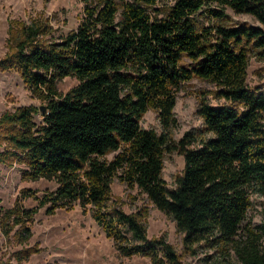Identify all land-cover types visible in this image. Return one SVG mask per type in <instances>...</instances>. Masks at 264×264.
Listing matches in <instances>:
<instances>
[{"label":"trees","instance_id":"1","mask_svg":"<svg viewBox=\"0 0 264 264\" xmlns=\"http://www.w3.org/2000/svg\"><path fill=\"white\" fill-rule=\"evenodd\" d=\"M81 2L77 28L58 41L47 21H8L0 73L15 71L45 112L30 105L0 116V163L24 165L23 180H53L57 188L41 196L23 189L37 205L26 208L16 198L0 210L3 236L14 231L25 244L39 209L53 215L77 202L92 208L120 255L183 264L165 237L148 238L146 215L126 214L111 201L118 178L175 222L185 249L205 244L223 263L233 256L236 264H264V89L246 84L251 50L264 59V30L226 24L231 10L264 26V0H175L159 20L148 12L155 0ZM199 14L209 25L196 24ZM66 77L78 83L62 94L56 84ZM195 78L230 105L201 102L202 131L174 141L176 93ZM149 109L158 111L160 134L140 125ZM172 152L184 167L169 190L162 170ZM256 204L259 224L249 215ZM34 252L15 256L22 261Z\"/></svg>","mask_w":264,"mask_h":264},{"label":"rangeland","instance_id":"2","mask_svg":"<svg viewBox=\"0 0 264 264\" xmlns=\"http://www.w3.org/2000/svg\"><path fill=\"white\" fill-rule=\"evenodd\" d=\"M174 2L175 0H155V5L148 12L153 19L165 18ZM82 9L81 0H0V58L7 49L9 20H20L27 24L37 18L47 21L53 29L51 38L58 41L77 28ZM226 13L230 19L226 23L229 26L246 24L264 30V26L249 15H237L231 10ZM195 22L198 26L210 23L201 14L195 16ZM77 83L74 78L66 77L57 82L56 88L65 94ZM246 84L251 91L264 89V59L254 50L250 52ZM201 102L212 106L230 105L217 97L213 84L197 78L182 83L176 93L173 110L178 123L172 132L174 141H178L187 131H202V120L197 114ZM30 105L40 108L45 104L32 96L15 71L0 73V116L5 112H13L18 107ZM34 121L37 124L43 122L41 112L35 116ZM140 125L143 129H153L158 134L162 131L159 114L155 109H149L144 114ZM114 156L115 153H112L106 158L111 160ZM163 161L162 178L167 188L172 190L175 188V176L183 170L184 158L177 152H172L165 153ZM24 169V165L0 163V210L11 208L16 198L26 208L35 207L37 203L32 198H23L20 194L23 189L41 196L57 188L53 180H23L21 173ZM110 189L111 201L116 202L124 213L141 217L146 215L144 219L148 238L165 237L183 264H236L233 256L229 263H223L220 254L205 244L194 246L193 251L185 249L183 235L177 231L175 222L158 211L136 188L129 189L118 178H114ZM259 210L256 204L249 213L254 224L260 223ZM91 215L90 206L83 209L77 202L71 210L58 209L53 215L46 214L45 208L39 209L29 224L31 237L25 244L18 243L13 236L14 231L7 238L0 231V264H152L147 257L120 255L114 241L106 237ZM29 248H35L37 252L32 253L28 259L18 261L16 252Z\"/></svg>","mask_w":264,"mask_h":264},{"label":"water","instance_id":"3","mask_svg":"<svg viewBox=\"0 0 264 264\" xmlns=\"http://www.w3.org/2000/svg\"><path fill=\"white\" fill-rule=\"evenodd\" d=\"M39 110H40L41 112H45V108H44V106L40 107Z\"/></svg>","mask_w":264,"mask_h":264}]
</instances>
